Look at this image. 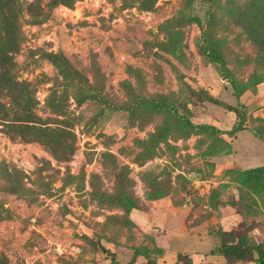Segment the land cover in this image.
<instances>
[{
	"label": "rangeland",
	"instance_id": "374dc122",
	"mask_svg": "<svg viewBox=\"0 0 264 264\" xmlns=\"http://www.w3.org/2000/svg\"><path fill=\"white\" fill-rule=\"evenodd\" d=\"M48 2L13 4L14 73L39 121L70 132H53L55 156L0 122V255L260 264L264 45L246 24L264 29V0Z\"/></svg>",
	"mask_w": 264,
	"mask_h": 264
},
{
	"label": "trees",
	"instance_id": "16d2710c",
	"mask_svg": "<svg viewBox=\"0 0 264 264\" xmlns=\"http://www.w3.org/2000/svg\"><path fill=\"white\" fill-rule=\"evenodd\" d=\"M78 0H49L50 8L62 4L72 6ZM15 0H0V10L2 19L0 23V122H5L9 129L7 133L19 136L25 141H39L44 144L55 156H59L56 148L57 135L53 132L61 131L69 133L65 127L43 125L34 112L33 92L35 89L32 84L26 80H19L14 73L16 62L14 54L19 50L22 40L20 26L18 24V15L15 12ZM155 0H140L139 8L142 10H151ZM42 14V10L38 12ZM33 16L34 14L31 13ZM246 26L255 31L257 45H264V29L254 30V26L247 23ZM49 56L56 62L62 63L68 67L70 72L77 78L78 72L70 67L68 60L62 54L52 53ZM159 108L169 110V107H163L161 103L156 105ZM57 114H62L61 111H56ZM64 121V120H61ZM57 152V153H56ZM63 153V151H62ZM65 154V153H64ZM250 171L258 172L264 175V165ZM101 199L111 198L109 195H99ZM115 198V197H114ZM130 206V205H129ZM133 206V205H131ZM246 240H242V244H246ZM247 245V244H246ZM260 264H264V252L257 248ZM242 250L236 252L241 255ZM113 262V260L111 261ZM0 264H9L5 255H0ZM150 264V263H148ZM176 264V263H173Z\"/></svg>",
	"mask_w": 264,
	"mask_h": 264
}]
</instances>
